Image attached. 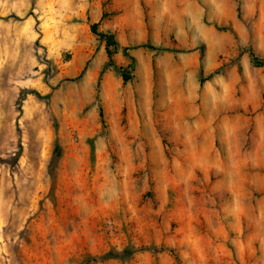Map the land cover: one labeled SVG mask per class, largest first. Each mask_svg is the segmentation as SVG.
<instances>
[{"label": "rangeland", "instance_id": "rangeland-1", "mask_svg": "<svg viewBox=\"0 0 264 264\" xmlns=\"http://www.w3.org/2000/svg\"><path fill=\"white\" fill-rule=\"evenodd\" d=\"M254 57L264 0H0V264H264Z\"/></svg>", "mask_w": 264, "mask_h": 264}, {"label": "trees", "instance_id": "trees-1", "mask_svg": "<svg viewBox=\"0 0 264 264\" xmlns=\"http://www.w3.org/2000/svg\"><path fill=\"white\" fill-rule=\"evenodd\" d=\"M92 29L95 33H97L102 40H106L107 41V52L109 54V58H110V64H114V61H113V53H114V50H111V46H115V50L118 49V41L115 39V36L113 34H106V33H103V32H98L97 30V25L96 24H93L92 25ZM254 61L256 64L258 65H263L264 64V59H259L257 57H254ZM122 69V68H120ZM123 73V72H122ZM130 77L126 74H124V79L125 80H128Z\"/></svg>", "mask_w": 264, "mask_h": 264}]
</instances>
